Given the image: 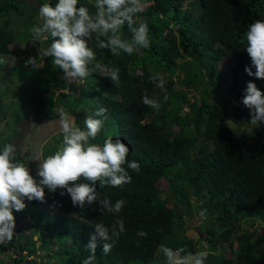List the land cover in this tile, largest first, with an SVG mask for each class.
<instances>
[{
  "label": "trees",
  "instance_id": "16d2710c",
  "mask_svg": "<svg viewBox=\"0 0 264 264\" xmlns=\"http://www.w3.org/2000/svg\"><path fill=\"white\" fill-rule=\"evenodd\" d=\"M36 1L0 0V78L17 29L48 14L51 95L30 117L99 126L29 201L12 200L24 156L0 144V264H264V0ZM193 207L206 246L186 236Z\"/></svg>",
  "mask_w": 264,
  "mask_h": 264
},
{
  "label": "rangeland",
  "instance_id": "374dc122",
  "mask_svg": "<svg viewBox=\"0 0 264 264\" xmlns=\"http://www.w3.org/2000/svg\"><path fill=\"white\" fill-rule=\"evenodd\" d=\"M27 1L36 7L39 4L36 0ZM185 8L195 10L188 3L185 4ZM46 20H50V23H52L51 16L48 14L41 13L38 16L35 21L36 29L32 28V36H29L28 31H24V28H18V41L12 46L13 54L1 57L7 75L4 79L0 78V144L6 147L11 140V147L8 149H13V154L21 153L25 158L23 163L26 166L25 174L17 178L16 181L13 180V182L15 181L12 190V200L14 201H29L30 198L37 197L38 191L46 192L50 190L49 193L51 194L52 188L46 182L47 174L52 171L57 172L68 164L75 165L76 156L80 150V140L85 141V134L87 133L84 126H86V123L91 124L93 127L99 126L97 121L88 120V117H90L88 114L81 117L82 121L77 122L74 115L63 112L61 117L53 123L46 122L39 125H37L35 118L30 117L33 112L34 101L38 96L47 93L49 95L47 99H49L51 95V93L45 92L40 85L45 74L50 72L49 70L39 69L44 66L43 55H45L47 49L38 48L34 43L35 40L43 39L42 37L46 31L45 26L47 25ZM55 46H49L50 51ZM40 57H42V60ZM232 65L233 60H225L221 65V70L227 72ZM138 73L141 74V71ZM65 79L68 83L83 84V80H79L68 70ZM175 88H179V85H176ZM233 96L234 94L231 95V97ZM19 116L23 117L19 124H8L14 123ZM16 135H18L17 138H15ZM168 201L169 206L179 205L177 199L173 197ZM190 202L192 206L195 205L196 207L198 203L202 206V202L194 199ZM195 207L192 208L194 217L190 221L186 220L185 227L187 229L186 236L193 239L199 246L204 244L202 232L205 231L208 221L202 209L199 210ZM256 223L255 228H258V234H263L264 223L260 221ZM22 226L25 225L22 224ZM243 228L248 229V231L252 230L246 223L243 224ZM4 231L8 232V228H5ZM204 245L206 246V244ZM180 263L177 252L170 254L169 257H164V264Z\"/></svg>",
  "mask_w": 264,
  "mask_h": 264
},
{
  "label": "water",
  "instance_id": "95a60500",
  "mask_svg": "<svg viewBox=\"0 0 264 264\" xmlns=\"http://www.w3.org/2000/svg\"><path fill=\"white\" fill-rule=\"evenodd\" d=\"M203 236L207 237V233L205 232V233L203 234Z\"/></svg>",
  "mask_w": 264,
  "mask_h": 264
},
{
  "label": "clouds",
  "instance_id": "9594fccd",
  "mask_svg": "<svg viewBox=\"0 0 264 264\" xmlns=\"http://www.w3.org/2000/svg\"><path fill=\"white\" fill-rule=\"evenodd\" d=\"M204 234V233H203Z\"/></svg>",
  "mask_w": 264,
  "mask_h": 264
}]
</instances>
